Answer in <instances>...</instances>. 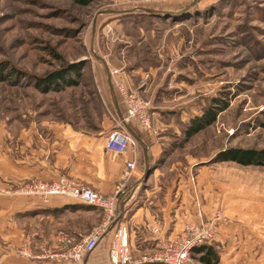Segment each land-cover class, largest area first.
Wrapping results in <instances>:
<instances>
[{"label":"rangeland","instance_id":"374dc122","mask_svg":"<svg viewBox=\"0 0 264 264\" xmlns=\"http://www.w3.org/2000/svg\"><path fill=\"white\" fill-rule=\"evenodd\" d=\"M70 65L79 68L81 76L72 72L77 85L43 89L41 79ZM109 74L118 97L121 83L147 103L150 126L137 119L128 123L148 143L159 140L162 158L156 165L164 177L177 172L197 179L206 189L191 191L192 203L208 205L212 213L141 256L129 241V264L175 244L188 226L213 229L204 244L220 253L218 229L234 199L241 209L264 202V165L218 157L233 148L264 149V0H101L88 6L77 0H0V133L17 134L44 122L108 131L118 119ZM211 109L218 111L216 121L183 144L191 119ZM100 218L85 210L61 219L67 229L80 227L81 235L67 244L56 222L19 221L0 234V264H73L61 254L90 237L87 227ZM112 241L113 235L99 243L87 263L115 264ZM194 248L186 264H201Z\"/></svg>","mask_w":264,"mask_h":264},{"label":"crops","instance_id":"0c3cea01","mask_svg":"<svg viewBox=\"0 0 264 264\" xmlns=\"http://www.w3.org/2000/svg\"><path fill=\"white\" fill-rule=\"evenodd\" d=\"M107 81L111 103L117 118H120V114L126 113L125 105L117 93L114 97L109 76ZM129 126L140 141L136 140V146L123 154H114L105 147L107 133L116 127L115 122L108 131H86L69 124L44 122L31 123L17 134L0 133V234L7 230L11 232L19 221L45 219L58 223L57 229L63 233L62 237L74 239L81 235L80 227L68 230L60 224L61 219L85 210L103 215L100 209L66 196L44 200L13 192L35 178L52 181L70 177L105 195L112 194L118 185L126 184L118 204L120 216H117L114 227L107 229L100 244L105 238L112 237L115 227H125V241L127 244L130 241L135 256L156 250L159 241L166 236H175L187 223L211 216L208 205L198 208L192 203L191 191L196 192L203 184L197 179L191 180L189 174L184 176L175 172L171 179L164 177V171L156 165L162 158L159 140L148 143V136L133 122ZM146 148L149 169L152 167L153 170L150 173L145 170ZM129 160H135L137 165L126 177ZM162 176L166 179L161 180ZM148 184L150 188L142 191V185ZM239 200L235 198L232 210L225 211L229 213L228 219L218 229L216 244L221 254L218 264H264V202L256 201L247 209H241ZM198 209L201 211L199 215ZM122 216L125 219L122 220ZM100 227L101 218L99 223L89 224L87 228L94 232ZM134 228H143L147 234L142 237L140 230L135 231ZM155 228H159L161 236H156ZM86 264L89 263L86 261Z\"/></svg>","mask_w":264,"mask_h":264},{"label":"built area","instance_id":"2783aa9c","mask_svg":"<svg viewBox=\"0 0 264 264\" xmlns=\"http://www.w3.org/2000/svg\"><path fill=\"white\" fill-rule=\"evenodd\" d=\"M113 74L114 72L111 73V76ZM117 90H119L126 108L124 115L126 122L137 119L144 127H149L148 105L141 96L137 92L127 91L121 83L117 84ZM116 121V127L107 133L105 147L114 154H123L130 147H135L137 141L125 128L120 118ZM126 165L125 176L129 177L137 164L135 160H129ZM126 188V184H121L116 187L112 194L105 195L73 178L61 177L52 181L31 179L13 190V192L24 196H36L44 200L52 196H66L84 205L100 209L103 213L101 227L82 243L75 244L60 256V259L70 261L73 264H86V255L91 254L96 249L107 229L115 224L118 216L119 200ZM200 228V226H188L186 233L175 244L166 246L161 252L149 258H142L137 264H186L192 248L206 243L215 235L213 229L200 230ZM114 229L111 245L112 261L115 264H129L132 262V256L125 241L124 228L119 226ZM154 232L158 233L159 229L155 228ZM60 241L63 244L71 243L68 237H63Z\"/></svg>","mask_w":264,"mask_h":264},{"label":"trees","instance_id":"16d2710c","mask_svg":"<svg viewBox=\"0 0 264 264\" xmlns=\"http://www.w3.org/2000/svg\"><path fill=\"white\" fill-rule=\"evenodd\" d=\"M84 6H88L95 1L101 0H77ZM174 13H172L173 15ZM156 15V14H155ZM160 15H163L160 13ZM72 72H76L77 76H81L79 68L76 65H70L68 68L56 70L48 75L47 78L41 79V86L44 90L60 91L65 87L77 85V80ZM110 81V74H109ZM217 110H208L202 116L191 119L189 125L185 129L183 144L189 142L195 135L212 125L217 118ZM218 157L226 161H235L241 165H264V149H228L221 152ZM119 212V205H118ZM194 253L201 264H218L220 262V253L215 246L203 244L194 248Z\"/></svg>","mask_w":264,"mask_h":264},{"label":"water","instance_id":"95a60500","mask_svg":"<svg viewBox=\"0 0 264 264\" xmlns=\"http://www.w3.org/2000/svg\"><path fill=\"white\" fill-rule=\"evenodd\" d=\"M148 11H154V12H159L157 10H151V9H147ZM110 86H111V90H112V93L114 94V97H115V89H114V86L112 84V81H111V76H110ZM116 98V97H115ZM120 120L122 121V123L124 124L125 128L130 132V134L137 140V141H140V138L137 136V134L131 129V127L129 126V124L126 122L124 116L122 114H120ZM147 148H146V153H145V157H146V165H145V170L146 172L149 170V167H150V159H149V156H148V152H147ZM158 264H163V263H158Z\"/></svg>","mask_w":264,"mask_h":264},{"label":"bare ground","instance_id":"6f19581e","mask_svg":"<svg viewBox=\"0 0 264 264\" xmlns=\"http://www.w3.org/2000/svg\"><path fill=\"white\" fill-rule=\"evenodd\" d=\"M118 96V95H117ZM124 116V115H123Z\"/></svg>","mask_w":264,"mask_h":264}]
</instances>
